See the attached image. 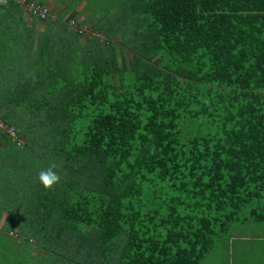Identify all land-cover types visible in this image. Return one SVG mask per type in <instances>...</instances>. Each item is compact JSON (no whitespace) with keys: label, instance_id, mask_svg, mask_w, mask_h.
Masks as SVG:
<instances>
[{"label":"trees","instance_id":"trees-1","mask_svg":"<svg viewBox=\"0 0 264 264\" xmlns=\"http://www.w3.org/2000/svg\"><path fill=\"white\" fill-rule=\"evenodd\" d=\"M77 2L29 22L0 2V121L21 139L0 130V240L40 243L44 264L70 246L220 264L264 222V0L88 2L75 21Z\"/></svg>","mask_w":264,"mask_h":264},{"label":"rangeland","instance_id":"rangeland-1","mask_svg":"<svg viewBox=\"0 0 264 264\" xmlns=\"http://www.w3.org/2000/svg\"><path fill=\"white\" fill-rule=\"evenodd\" d=\"M60 3L58 4V6L56 5V3L54 1L50 2V3H45L44 5L51 10V12H53V7L57 6L59 7V9H61L63 6L66 7H70L71 5H73V0H57ZM78 1L77 5H76V10L77 12V16L75 18V21H81L86 17V14H91V13H97L98 16L101 15L103 13V3L104 2H109L112 0H98L97 2H94V0H76ZM100 1V2H99ZM91 3L89 5V12L88 10H86L85 8V4L86 3ZM88 3V4H89ZM87 5V4H86ZM99 9V10H98ZM88 12V13H87ZM27 15V12H25ZM55 13H58L55 12ZM111 13V11H110ZM83 27V26H81ZM38 29H41V26H39ZM88 28H86V32H88ZM251 209L250 206H248L243 214H249V210ZM264 212V210H263ZM242 214V216H243ZM252 221V220H250ZM2 241H4V244L0 242V253L2 254H11L15 256V259L12 260H7L8 262H13L14 264H44L45 258L42 257L41 255V246L40 243H23L22 245L20 244H16L15 242H13L11 239L7 238V237H3L1 239ZM74 248V250H71L73 252L70 251V249ZM53 251H50L47 249V252H51L54 253L53 254V260L55 261H59V264H100V262L96 263L94 261H87L84 255H78L75 253L76 252V248L75 246H70L68 247L67 250H62L59 248H55L51 249ZM221 252V251H220ZM109 253V252H108ZM48 254V253H47ZM113 254L110 251V256L106 255L104 256V260H102L101 262H103V264H115L116 262L113 263ZM221 255V253H220ZM212 254H209L206 256V258L201 262V264H209L213 257ZM20 258V259H18ZM76 258V259H75ZM117 264V263H116Z\"/></svg>","mask_w":264,"mask_h":264},{"label":"crops","instance_id":"crops-1","mask_svg":"<svg viewBox=\"0 0 264 264\" xmlns=\"http://www.w3.org/2000/svg\"><path fill=\"white\" fill-rule=\"evenodd\" d=\"M40 1L44 4L52 1L56 3V0ZM25 14L23 13L22 17L29 22L31 15ZM1 222L2 220L0 225ZM0 242L4 244V241L0 240ZM41 255L45 256L43 252ZM221 255L223 261L220 264H264V222L247 220L240 223L237 230L223 242ZM13 256L0 253V264H12L7 260H12Z\"/></svg>","mask_w":264,"mask_h":264},{"label":"built area","instance_id":"built-area-1","mask_svg":"<svg viewBox=\"0 0 264 264\" xmlns=\"http://www.w3.org/2000/svg\"><path fill=\"white\" fill-rule=\"evenodd\" d=\"M7 0H3L5 2ZM18 3L23 9H25L30 15H35L41 19L45 18L48 15V8L41 4H36L27 0H12ZM69 26L76 28L79 33H85L86 27H77L74 21L69 22ZM0 130L6 135L16 139L20 143L21 139L17 138V130L13 125H7L6 123L0 121Z\"/></svg>","mask_w":264,"mask_h":264},{"label":"clouds","instance_id":"clouds-1","mask_svg":"<svg viewBox=\"0 0 264 264\" xmlns=\"http://www.w3.org/2000/svg\"><path fill=\"white\" fill-rule=\"evenodd\" d=\"M0 2H3V0H0ZM55 167H58V166L57 165L52 166V168H55ZM52 168H48L39 173V180L45 188H51L60 179L57 172L53 171Z\"/></svg>","mask_w":264,"mask_h":264}]
</instances>
